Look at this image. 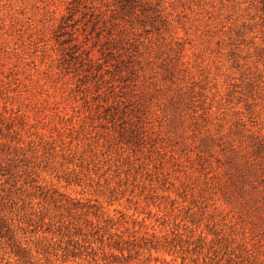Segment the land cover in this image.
I'll return each instance as SVG.
<instances>
[{"label":"rangeland","instance_id":"rangeland-1","mask_svg":"<svg viewBox=\"0 0 264 264\" xmlns=\"http://www.w3.org/2000/svg\"><path fill=\"white\" fill-rule=\"evenodd\" d=\"M264 0H0V264H264Z\"/></svg>","mask_w":264,"mask_h":264},{"label":"trees","instance_id":"trees-1","mask_svg":"<svg viewBox=\"0 0 264 264\" xmlns=\"http://www.w3.org/2000/svg\"><path fill=\"white\" fill-rule=\"evenodd\" d=\"M262 9H263V12H264V4H263V7H262Z\"/></svg>","mask_w":264,"mask_h":264}]
</instances>
